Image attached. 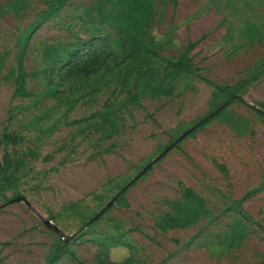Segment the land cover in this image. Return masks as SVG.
<instances>
[{"label":"rangeland","instance_id":"1","mask_svg":"<svg viewBox=\"0 0 264 264\" xmlns=\"http://www.w3.org/2000/svg\"><path fill=\"white\" fill-rule=\"evenodd\" d=\"M46 1L0 0V138H18L0 264H45L57 245L50 264H264V0H152L142 32L155 40L154 71L179 59L194 69L169 96L142 93L143 74L121 83L117 68L63 78L69 53L94 43L118 56L126 33L98 0H68L33 27ZM185 188L206 214L160 227ZM239 220L245 234L231 247Z\"/></svg>","mask_w":264,"mask_h":264},{"label":"trees","instance_id":"2","mask_svg":"<svg viewBox=\"0 0 264 264\" xmlns=\"http://www.w3.org/2000/svg\"><path fill=\"white\" fill-rule=\"evenodd\" d=\"M67 2L68 0H47L45 8L40 12L33 27L41 23L43 19L56 15ZM108 5H113V12L105 11ZM152 7V0H98L96 9L98 13L121 25L124 33H126L122 39L125 43L119 52L121 54L115 55L113 50L105 44H100V46H96L94 43L85 44L82 50L67 55L66 62L59 69V74L63 78L74 77L75 82H84L102 69L113 70L117 68L113 76L115 73L120 75L121 83L126 84L143 74L144 77H142L140 84L142 93L147 92L154 96H169L174 90V82L184 74H192L194 69L189 59H179L174 62L167 61V66L161 71H154V65L159 58L155 49V40L151 37H144L142 32L152 15ZM23 53L24 46L19 55L18 75L15 78V94H22L25 87ZM110 60L115 61L109 67L108 62ZM2 65L3 57H0V69ZM215 87L219 91H228L227 88ZM233 98H235L234 94L230 93L222 106H227ZM76 102L75 100L72 104L74 105ZM215 115L216 111H213L204 116L189 132L207 123ZM17 142V136L10 132H4L0 138V146L4 149L0 160V196L3 195L5 186L10 185L13 182L12 180L15 179L13 170L15 161L12 160L8 147L17 144ZM150 165L151 163L148 166ZM205 214L203 199L193 190L185 188L182 199L173 205L172 212L165 214L160 219V227L173 228L194 225ZM244 234L243 225L239 220L233 226L227 244L231 247L238 245ZM61 249L57 245L51 251L45 264L52 263L60 255ZM97 264H127V260L117 262L104 255L97 260Z\"/></svg>","mask_w":264,"mask_h":264},{"label":"water","instance_id":"3","mask_svg":"<svg viewBox=\"0 0 264 264\" xmlns=\"http://www.w3.org/2000/svg\"><path fill=\"white\" fill-rule=\"evenodd\" d=\"M14 201H16V200H14Z\"/></svg>","mask_w":264,"mask_h":264}]
</instances>
